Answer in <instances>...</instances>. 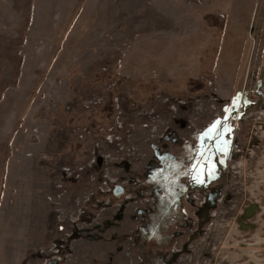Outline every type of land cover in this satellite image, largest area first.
Listing matches in <instances>:
<instances>
[{
    "label": "rangeland",
    "instance_id": "1",
    "mask_svg": "<svg viewBox=\"0 0 264 264\" xmlns=\"http://www.w3.org/2000/svg\"><path fill=\"white\" fill-rule=\"evenodd\" d=\"M52 246L264 264V0H0V264Z\"/></svg>",
    "mask_w": 264,
    "mask_h": 264
},
{
    "label": "built area",
    "instance_id": "2",
    "mask_svg": "<svg viewBox=\"0 0 264 264\" xmlns=\"http://www.w3.org/2000/svg\"><path fill=\"white\" fill-rule=\"evenodd\" d=\"M102 165V161L100 162ZM137 230L132 234L133 236L129 238V241L131 242L135 237L138 236ZM131 250V249H130ZM129 250V251H130ZM132 251H130L131 253ZM68 253H66L63 249L60 251L56 249V246H52L48 249L47 255L48 257L45 258L43 264H70L71 259L67 256Z\"/></svg>",
    "mask_w": 264,
    "mask_h": 264
},
{
    "label": "snow or ice",
    "instance_id": "3",
    "mask_svg": "<svg viewBox=\"0 0 264 264\" xmlns=\"http://www.w3.org/2000/svg\"><path fill=\"white\" fill-rule=\"evenodd\" d=\"M225 112H228V109H225ZM225 121L227 120V115H225V117L223 118ZM220 124V120L218 119L217 121H214L213 124L209 127V129L203 134L205 136H208V133L213 132V130L217 127V125ZM208 138H212L211 136H208ZM208 162L205 161V164H207ZM193 171L196 173L195 175H193V180L197 183L203 184L204 183V177L205 175H212L214 169H206L204 167V165H201L199 168V171H196V166H193Z\"/></svg>",
    "mask_w": 264,
    "mask_h": 264
},
{
    "label": "crops",
    "instance_id": "4",
    "mask_svg": "<svg viewBox=\"0 0 264 264\" xmlns=\"http://www.w3.org/2000/svg\"><path fill=\"white\" fill-rule=\"evenodd\" d=\"M19 252H20V255H22V259L19 260L17 264H25V263L29 262L28 259H27V255H28L27 253L29 251H27L24 248H22L21 251H19Z\"/></svg>",
    "mask_w": 264,
    "mask_h": 264
}]
</instances>
